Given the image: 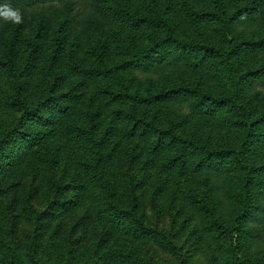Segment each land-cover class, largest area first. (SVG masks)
I'll return each mask as SVG.
<instances>
[{
    "label": "rangeland",
    "instance_id": "rangeland-1",
    "mask_svg": "<svg viewBox=\"0 0 264 264\" xmlns=\"http://www.w3.org/2000/svg\"><path fill=\"white\" fill-rule=\"evenodd\" d=\"M4 5L0 264H238L234 241L264 264V124L245 211L233 151L242 114L264 121V0Z\"/></svg>",
    "mask_w": 264,
    "mask_h": 264
},
{
    "label": "trees",
    "instance_id": "trees-1",
    "mask_svg": "<svg viewBox=\"0 0 264 264\" xmlns=\"http://www.w3.org/2000/svg\"><path fill=\"white\" fill-rule=\"evenodd\" d=\"M38 1H40L42 4H45V3L51 2L53 0H38ZM103 2H104V0H97L98 5H101ZM96 8L99 11L100 6H96ZM101 8H102V11L105 13V15H107V14L112 15L116 19H117V17L128 16V13H129L128 11H124V10H122L119 7L101 6ZM134 16H136V15H134ZM147 19L148 20H145V18L139 19L135 23H144V24H146V26L153 27V26H150L151 25L150 22L153 23L154 21H152L150 17L147 18ZM55 41H56L55 42V46L57 48H60L61 44H62V40L59 39V38H56ZM175 43L178 46H180V47L190 48V49H198L194 45L190 46L188 44H185V43H182V42H177V41H175ZM160 45H161L160 43H157V44H155V47H159ZM104 46H105V44H102V45H100V47H96L98 49H93L92 50V55L94 57H101L102 56V51L104 49ZM148 52L144 53L143 55H141L139 57V60L131 61V62H129V64L136 65V64H138V63H140V62H142L144 60L149 59ZM215 54H216V57H217L218 54L217 53H215ZM230 61H231V59L228 60L226 58H225V61H224V63H225L224 69H228L229 72L233 68L236 69L235 63L234 62H230ZM115 70H117V69L115 68ZM232 75L236 79V82H237L236 83V87H238L239 82L241 81V77L239 76L238 72H236V73H234ZM178 94H180V91L176 90V91L167 92L166 95H168L169 97H172V96L178 95ZM236 94H237V92H236ZM234 101H237V99L235 98ZM238 123H239V126L244 129V131H243L242 138H241V140L238 143L239 144L238 150H233V151H234V153H238L237 161H238V164H239V167H240V170H241V175H242V182H241L242 195H240V196L242 198L243 209L245 211V210L251 208V203H250L249 197H250V190L252 188V183H253L252 175L254 174L255 170L252 167H250V166H248L246 164L245 160L243 158H241V154L248 150V148H249L250 144L252 143V141H257V142L260 143V138L262 137V128H261V126L264 124V121H262V120H252V121L250 120V121H248L246 119L245 115L242 114L240 116V120H239ZM194 146L196 148L204 151V153L206 155H211L207 151V148L203 147L202 144L199 141L196 142L194 144ZM228 154L229 153H227V152H221V154H216L214 157H216V159H218V158H220V157L222 158V157H224V156H226ZM230 253H231L230 254L231 258L235 262H237L238 264H259V263L251 262L247 258H245L241 254V252L239 250V247L237 246L235 241L232 242L231 245H230Z\"/></svg>",
    "mask_w": 264,
    "mask_h": 264
},
{
    "label": "clouds",
    "instance_id": "clouds-1",
    "mask_svg": "<svg viewBox=\"0 0 264 264\" xmlns=\"http://www.w3.org/2000/svg\"><path fill=\"white\" fill-rule=\"evenodd\" d=\"M0 19H3L5 22L20 24L23 22V14L19 9L4 5V11L0 12Z\"/></svg>",
    "mask_w": 264,
    "mask_h": 264
}]
</instances>
